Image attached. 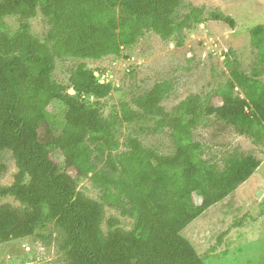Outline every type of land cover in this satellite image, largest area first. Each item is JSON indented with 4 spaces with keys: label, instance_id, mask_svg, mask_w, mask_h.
<instances>
[{
    "label": "trees",
    "instance_id": "1",
    "mask_svg": "<svg viewBox=\"0 0 264 264\" xmlns=\"http://www.w3.org/2000/svg\"><path fill=\"white\" fill-rule=\"evenodd\" d=\"M181 4L182 0H0V153L12 151L19 169L11 186L0 187V199L13 196L28 205L23 211L0 207V243L31 236L43 222L55 221L69 234L62 246L68 264H206L184 230L234 193L261 162L253 156L230 158L219 171L203 158L194 130L216 117L242 122L256 143L264 140V83L259 80L264 71V25L251 30L263 68L250 76L233 69L217 92L222 104L191 96L169 114L161 107L171 92L169 83H158L121 104L126 122L142 118L155 122L159 130L173 126L170 154L133 136L124 143L114 136L117 121L101 114V100L112 86L101 83L86 64L70 75L78 95L54 79L58 59L99 60L134 46L147 31L168 40L191 21H201L202 11L195 9L178 23ZM39 13L50 22L43 39L34 35L31 24ZM8 17L19 18L16 29L5 28ZM217 18L235 27L232 18ZM79 94L96 98L95 105ZM57 104L62 105V118L53 111ZM95 152L107 153V171H96ZM73 174H93L97 185L108 193L115 190L129 206L133 230L117 229L119 220L113 218L104 236V208L76 191Z\"/></svg>",
    "mask_w": 264,
    "mask_h": 264
},
{
    "label": "rangeland",
    "instance_id": "2",
    "mask_svg": "<svg viewBox=\"0 0 264 264\" xmlns=\"http://www.w3.org/2000/svg\"><path fill=\"white\" fill-rule=\"evenodd\" d=\"M195 9L202 11L201 21H191L171 39L147 31L134 46L117 55L99 60L58 59L54 79L78 95L71 87L70 75L86 64L101 83L112 86L110 95L101 100V114L107 121H117L114 136L121 143L133 136L160 153L170 154L174 150L173 126L159 130L155 122L142 118L126 122L121 117L122 103L148 93L158 83H169L171 92L161 103L169 114L191 96L222 104L217 92L226 85L233 69L250 76L255 69L263 68L259 52L252 45L251 30L264 25V0H182L176 21L181 23ZM217 16L232 18L235 27ZM31 24L34 35L41 39L50 30L49 20L41 13ZM18 25V17L4 20L6 29L14 30ZM259 80L264 83V71ZM79 97L90 106L97 100L88 94ZM53 111L62 118V105H55ZM193 137L203 145V158L219 171H224L230 158L253 156L261 164L234 193L197 218L183 234L194 243L206 264H264V140L256 143L242 122L232 124L216 117L196 127ZM92 163L96 171H107V153L95 152ZM18 172L13 152H1L0 187L11 186ZM92 176L73 174L76 191L103 206L104 236L113 218L119 220L117 229L131 232L135 220L127 202L116 196L115 190L108 193L97 185ZM258 190L263 192L259 199ZM3 205L22 211L28 208L13 196L1 198L0 207ZM68 237L57 222H43L31 236L0 243V264H68L62 249Z\"/></svg>",
    "mask_w": 264,
    "mask_h": 264
},
{
    "label": "water",
    "instance_id": "3",
    "mask_svg": "<svg viewBox=\"0 0 264 264\" xmlns=\"http://www.w3.org/2000/svg\"><path fill=\"white\" fill-rule=\"evenodd\" d=\"M74 92H72L73 94ZM263 195V192L261 190H258V192L256 193V197L259 199L261 198V196Z\"/></svg>",
    "mask_w": 264,
    "mask_h": 264
}]
</instances>
